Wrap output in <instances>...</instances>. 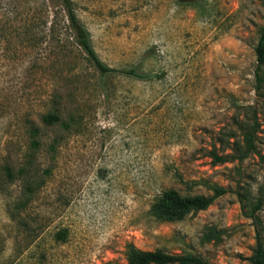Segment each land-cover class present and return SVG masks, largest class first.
<instances>
[{
	"label": "rangeland",
	"instance_id": "1",
	"mask_svg": "<svg viewBox=\"0 0 264 264\" xmlns=\"http://www.w3.org/2000/svg\"><path fill=\"white\" fill-rule=\"evenodd\" d=\"M70 1L104 64L152 78L113 75L98 88L71 37L42 25L60 0H0V264H125L128 244L247 264L257 198L264 228V162L250 153L213 165L206 152H229L218 140L255 121L264 157L260 0ZM55 99L61 121L74 113L69 131L41 122ZM211 186L227 191L205 210L169 223L148 214L163 189L209 196Z\"/></svg>",
	"mask_w": 264,
	"mask_h": 264
},
{
	"label": "trees",
	"instance_id": "2",
	"mask_svg": "<svg viewBox=\"0 0 264 264\" xmlns=\"http://www.w3.org/2000/svg\"><path fill=\"white\" fill-rule=\"evenodd\" d=\"M61 8L55 9L49 19L48 10L45 6V20L42 25L47 27L48 33H55L59 30L67 33L71 37V44L81 52L86 62L91 66L95 72L96 78H93L98 88H102L105 81L113 75H118L125 78L135 80H148L152 78L149 73H141L136 66L127 68L114 69L104 64L96 55L92 48L90 37L86 29L80 24L76 18L70 0H60ZM260 5L263 11V23L258 30V37L253 47V55L255 66L253 69L254 77V91L259 96L264 92V0H260ZM58 13L61 18L58 19ZM63 13V14H62ZM49 20H48V19ZM51 112H47L41 116V122L48 127L58 126L63 131H69L73 125L74 113L67 111L65 114V121L60 119L61 107L56 99L52 102ZM241 128L240 138L235 139L233 134H228L218 140L219 148L221 150H228L229 152L219 155L216 153L215 146L206 152V156L211 159L213 165L223 163H230L233 161L240 162L247 158L250 153L258 156L259 160L264 162V157L259 155L254 148V141L256 139L255 133L258 124L251 121L250 124H243ZM28 134L31 138L30 146L33 149L38 147L37 137L38 130L31 124L28 126ZM59 140L53 139L48 145L47 150L50 153H55V146ZM31 158V157H30ZM21 171V170H20ZM18 170V172H20ZM44 173H48L44 171ZM32 186L30 184L25 186L26 196L32 193ZM211 195H181L173 189L167 188L161 190L151 202L148 214L149 216L160 223H169L182 220L189 213H196L205 210L211 203L219 196L226 193V189L219 186H211ZM26 202L25 200H23ZM262 204V200L257 198L247 211V217L253 220L254 236L253 247L250 255L246 258L247 264H264V228H262L260 221L254 216ZM64 232H58L57 238L63 240L65 238ZM125 264H206L199 258L190 254H169L161 249L141 250L134 247L132 244L126 246Z\"/></svg>",
	"mask_w": 264,
	"mask_h": 264
}]
</instances>
